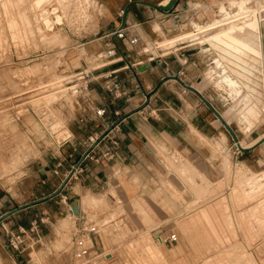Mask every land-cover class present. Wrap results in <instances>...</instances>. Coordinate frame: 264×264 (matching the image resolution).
Listing matches in <instances>:
<instances>
[{
  "label": "rangeland",
  "instance_id": "1",
  "mask_svg": "<svg viewBox=\"0 0 264 264\" xmlns=\"http://www.w3.org/2000/svg\"><path fill=\"white\" fill-rule=\"evenodd\" d=\"M197 3L201 16L192 24L168 35L160 31L158 38L145 33L148 44L142 48L167 54L189 45L186 49L195 51L202 65L194 87L229 122L239 143L199 96L206 118L216 119L219 126L210 138L194 129L202 137L203 151L196 159L200 167L186 154H172L170 171L182 186L170 182L169 199L159 202L163 205L159 213L139 206L142 201L137 199L120 201L116 193L112 200L103 197L98 202L93 195L84 197L85 209L95 218L90 215L93 221L83 222L88 229L95 228L91 233L95 239L82 264H264V0ZM103 19L102 0H0V185L25 179L33 158L69 135L70 107L83 98L81 71L102 64L108 54L101 39ZM251 27L256 30L253 45L259 47L253 56L259 65L249 81L255 87L238 93L209 73L217 68L220 56L216 40ZM168 79L178 78L170 76L164 82ZM244 101H249L247 106ZM234 102L238 110H233ZM242 114H247L244 119ZM67 220L65 233L71 240L82 229L75 215L58 226ZM173 233L178 236L174 242L168 239ZM160 236L168 240L163 242ZM77 260L81 262L75 256V264Z\"/></svg>",
  "mask_w": 264,
  "mask_h": 264
},
{
  "label": "crops",
  "instance_id": "2",
  "mask_svg": "<svg viewBox=\"0 0 264 264\" xmlns=\"http://www.w3.org/2000/svg\"><path fill=\"white\" fill-rule=\"evenodd\" d=\"M170 1L102 0L101 39L108 54L102 64L81 71L79 79L85 85L79 97L83 98L82 103L70 107L69 136L41 150L25 179L10 186L0 185V216L20 208L0 222V264H73L83 235L74 233L70 240L65 233L70 221L60 223L64 230L58 224L75 215L80 228H87V222L93 219H88L91 214L85 209L84 197L93 195L98 202L103 197L112 200L116 193L120 201L137 199V203H143L139 206L159 213L163 207L159 202L169 199L170 182L182 186V180L171 173L169 160L183 153L200 167L196 159L203 151L202 137L194 129L210 138L219 128L216 119L206 118L199 95L184 89L183 83L194 87L193 80L200 81L201 61L195 51L186 49L189 45L167 54H155L142 45L147 43L145 33L158 38L162 37L160 31L168 35L192 24L201 16V5L196 3L210 6L214 0H175L173 8L163 9ZM123 7L126 13L120 15ZM123 25L127 27L124 38L113 34ZM149 63L152 66L143 69ZM170 76L179 78L164 82ZM183 96L190 99L188 104ZM99 108L106 112L97 114ZM105 132L63 190L54 194ZM204 174L212 176L210 172ZM74 203L79 206L78 214L74 213ZM35 221L40 227L26 236V249H13L9 244L11 233L30 229ZM93 239L88 237L94 245ZM64 256L71 260L59 258ZM80 259L77 264L83 263L84 258Z\"/></svg>",
  "mask_w": 264,
  "mask_h": 264
},
{
  "label": "bare ground",
  "instance_id": "3",
  "mask_svg": "<svg viewBox=\"0 0 264 264\" xmlns=\"http://www.w3.org/2000/svg\"><path fill=\"white\" fill-rule=\"evenodd\" d=\"M166 2V1H165ZM168 2V1H167ZM242 2V1H241ZM244 3V2H242ZM61 9V8H60ZM54 10V9H53ZM55 12V11H54ZM62 16V15H61ZM61 16L58 15L57 19L59 18V20L61 19ZM67 17V16H66ZM29 18V17H28ZM27 20V19H25ZM48 21V19H46ZM59 20H56V21H59ZM46 21V22H47ZM61 21V20H60ZM220 20H216L215 22L218 23ZM50 22V21H49ZM197 22V21H196ZM26 23V22H25ZM198 23V22H197ZM48 24V23H47ZM197 25V24H196ZM195 26V25H194ZM199 26V25H198ZM51 27V26H50ZM213 27V26H212ZM198 28V27H197ZM202 28V27H201ZM204 28V27H203ZM202 28V29H203ZM209 28V27H208ZM199 28V31L202 30ZM241 30V29H240ZM197 31V32H199ZM258 31V30H257ZM189 32V31H188ZM225 32V31H224ZM223 32V33H224ZM256 30L254 27H251L249 29H245V30H241L239 31V34L236 35V36H233V35H227L225 36V38H218L216 40V48L218 49V52H220V56L218 59H216V66L217 68H214L210 71V75L211 77H214V76H217L218 77V80L220 82H224V84H226L227 86L231 87L232 90H235L234 92L238 91V93H241V91H244L246 90V86L248 87H251L250 86V82L251 81V77L254 76V73L256 71V67L257 64H258V61L255 60L254 61V52L256 51L259 52V47H256V45L254 46L253 45V41L256 40V34H255ZM187 33V32H186ZM184 33V34H186ZM226 33V32H225ZM224 33V34H225ZM238 33V32H237ZM236 33V34H237ZM193 33L190 32V34L188 33L187 36L191 35ZM220 34V33H219ZM228 34V33H227ZM218 35V34H217ZM216 35V36H217ZM221 35V34H220ZM214 36V35H213ZM238 36V38H237ZM175 37H180V36H175ZM211 37V35H210ZM46 38V37H45ZM212 38V37H211ZM214 38V37H213ZM35 39V38H34ZM175 39V38H174ZM179 39V38H177ZM231 39V40H229ZM205 40V39H204ZM207 40V39H206ZM259 40V38H258ZM173 41V40H172ZM229 41V42H228ZM259 43V42H258ZM256 43V44H258ZM255 44V43H254ZM260 44V43H259ZM214 45V44H213ZM215 61V60H214ZM259 65V64H258ZM258 71V70H257ZM254 80L252 79V82ZM248 82V84H247ZM253 84V83H252ZM254 86V85H253ZM252 86V87H253ZM249 88V89H252ZM255 87V86H254ZM247 91H251V90H248L247 88ZM254 91V90H253ZM252 92V91H251ZM244 93V92H243ZM250 93V92H249ZM247 95V97L251 94ZM253 93V92H252ZM234 94V93H233ZM237 94V93H236ZM247 94V93H245ZM255 94V93H253ZM252 94V95H253ZM243 95V94H242ZM241 96V95H240ZM239 96V97H240ZM246 97V96H245ZM257 97V96H256ZM241 98V97H240ZM239 98V99H240ZM252 99H254V95L253 97L251 96ZM246 99V98H244ZM250 99V97H249ZM248 99V100H249ZM57 100V99H56ZM48 101V99H47ZM51 101V100H50ZM242 101V100H241ZM252 101V100H251ZM54 102V101H53ZM237 102V101H236ZM240 102V101H239ZM256 102H257V99H256ZM45 103V102H44ZM243 103V102H242ZM249 103L244 101L243 105L247 106V104ZM253 103V102H252ZM251 103V104H252ZM47 104V103H46ZM50 104V102H49ZM240 104V103H239ZM257 104V103H256ZM237 104L234 102V104H232V108L233 110H238V107L235 108ZM251 107V106H250ZM243 108V106H242ZM245 109L246 108H249L248 107H244ZM251 109V108H250ZM253 109V108H252ZM243 111V109H241ZM248 109L244 110V111H247ZM253 111V110H252ZM255 111V110H254ZM252 112L255 113V112ZM240 112V111H239ZM239 112H236V114H240ZM248 112V111H247ZM250 114H251V111H249ZM244 113V112H243ZM243 115V114H242ZM247 115V114H246ZM245 115V116H246ZM254 115V114H253ZM245 116L243 115V119L245 118ZM255 116V115H254ZM224 117V116H223ZM251 117V116H250ZM253 118V117H252ZM247 119V118H246ZM239 120V119H238ZM240 120L242 121V117H240ZM249 120V119H248ZM62 121V120H60ZM245 121V120H243ZM247 121V120H246ZM240 122V121H239ZM249 125V124H248ZM41 126V125H40ZM55 126H58L57 124ZM62 126V125H61ZM251 126V125H250ZM53 127V126H52ZM63 127V126H62ZM65 127V126H64ZM46 128V127H44ZM54 128V127H53ZM52 128V129H53ZM50 129V128H49ZM58 129V128H57ZM47 130V129H45ZM68 130V129H66ZM42 131V130H41ZM67 132V131H66ZM52 133V131H51ZM60 133V132H59ZM62 133V132H61ZM60 133V134H61ZM65 133V132H64ZM68 133V132H67ZM48 134V133H47ZM70 134V133H69ZM63 135V134H62ZM69 136V135H68ZM66 136V137H68ZM62 137H65L62 136ZM61 139V138H60ZM224 139V138H222ZM53 140V139H52ZM58 140V139H57ZM6 141V140H5ZM25 141V140H24ZM56 142V140H55ZM57 144H60L57 142ZM218 144V143H217ZM259 182V181H258ZM262 205V204H261ZM258 206V205H257ZM263 206V205H262ZM255 207V206H254ZM263 208V207H262ZM259 213V212H258ZM264 218V217H263ZM263 220V219H262Z\"/></svg>",
  "mask_w": 264,
  "mask_h": 264
},
{
  "label": "built area",
  "instance_id": "4",
  "mask_svg": "<svg viewBox=\"0 0 264 264\" xmlns=\"http://www.w3.org/2000/svg\"><path fill=\"white\" fill-rule=\"evenodd\" d=\"M125 13H126V9L124 7L120 9L119 11L120 15H123ZM126 29L127 27L123 25L119 29L115 30L113 34L118 35V37L120 38H124L126 36ZM96 112L99 115H103L106 112V109L99 108L97 109ZM73 174H75V172ZM38 229H39V222L35 221L30 229L21 228L19 231L12 232L10 235V242H9L10 246L17 251H24L26 249V247L24 246L26 241V236L28 235V233L37 232ZM93 231H95L94 227H91L90 229L86 228L85 230L78 231L79 233H82L81 235H84L85 240L81 239L78 241V245L76 249L77 252L75 254L77 258L79 257L87 258L90 255L91 245H90V241H88V237L91 236V233ZM159 238H163V237L160 236ZM168 239L174 242L178 240V236L176 233H173L168 236ZM168 239L163 238V242H166Z\"/></svg>",
  "mask_w": 264,
  "mask_h": 264
},
{
  "label": "water",
  "instance_id": "5",
  "mask_svg": "<svg viewBox=\"0 0 264 264\" xmlns=\"http://www.w3.org/2000/svg\"><path fill=\"white\" fill-rule=\"evenodd\" d=\"M175 0H171L167 5H163L162 8L165 10H170L171 8H173V6L175 5ZM152 64H148L146 66L143 67V69L147 68V67H151ZM175 78H179L178 76H174ZM183 85L186 88H189L190 90L194 91L195 93H197L201 99L214 111V113L223 121V123L225 124V127L229 130V132L233 135L234 139L239 143L237 134L235 132V130L232 128V126L229 124V122L223 117V115L219 112V110H217V108L213 105V103L211 101H209L197 88L188 85L186 83H183ZM110 130V129H108ZM107 132L103 133L98 140L92 145V147L86 151V153L83 155V157L74 165L73 169L70 171V173L67 175L66 179L64 180V182L62 183V185L60 186L59 189H57L55 191L54 194H59L63 188L66 186V184L68 183V181L72 178L73 173L76 171L77 168H79V166L81 165L82 161L85 159V157L90 153V151L93 149V147L106 135ZM264 138L261 140L263 141ZM20 208H15L13 210H10L8 212H6L5 214L0 216V222L2 220H4L5 218H7L9 215H11L12 213L18 211ZM73 210L75 214L79 213V206L77 203H74L73 205Z\"/></svg>",
  "mask_w": 264,
  "mask_h": 264
}]
</instances>
